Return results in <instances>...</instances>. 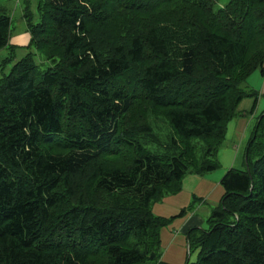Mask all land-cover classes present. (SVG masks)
<instances>
[{"label":"trees","instance_id":"trees-1","mask_svg":"<svg viewBox=\"0 0 264 264\" xmlns=\"http://www.w3.org/2000/svg\"><path fill=\"white\" fill-rule=\"evenodd\" d=\"M37 11L24 14L29 48L51 66L29 52L0 80V264H167L170 220L152 204L218 170L240 105L256 110L243 85L264 77V0H40ZM11 30L0 8V51ZM154 117L175 154L147 148ZM246 157L223 176L209 230L190 231L187 264H264V112Z\"/></svg>","mask_w":264,"mask_h":264},{"label":"rangeland","instance_id":"rangeland-1","mask_svg":"<svg viewBox=\"0 0 264 264\" xmlns=\"http://www.w3.org/2000/svg\"><path fill=\"white\" fill-rule=\"evenodd\" d=\"M40 0H0V8H4L12 18V30L10 37V46L0 51V80L9 75L14 64L22 59L26 54L32 52L34 54L35 62L47 69L51 66L46 59V56L36 49L29 48L30 39L26 45L17 42L18 38L31 35L25 30L26 23L24 14L29 9L38 16L37 6ZM228 0H223L226 3ZM13 41V42H12ZM264 86V78L260 72L254 73L250 79L243 85L247 90H253L259 94V100L255 112L257 113L253 122V126L257 125L258 118L264 112V96H262V88ZM254 100L247 98L241 104L239 111L249 119L252 117V108ZM258 116V117H257ZM242 118V117H240ZM239 117L235 118L228 125V134L224 145L221 147L218 159L220 167L218 170L208 173V181L210 187L202 186L198 189L196 186L197 175H187L182 184V191L178 194L166 195L161 201L152 204V213L155 217L170 220V222L161 229L160 233V253L161 261L167 264H187L195 262L198 257V250L193 248L190 250L189 240L187 235L182 233L183 225L189 217L197 213V217L203 221L200 231L209 230L208 219L211 212L216 208L225 192L221 186V180L230 168H237L244 170L247 167V148L251 138L254 135L255 127L247 133V138L244 139L240 127L237 126ZM152 126L154 134L159 138V143H148L147 148L152 153L158 154H175V148L172 146L173 139L176 138L173 129L169 123L162 117L152 118ZM260 138L257 142H260ZM241 148V149H240ZM239 150V151H238ZM238 151V152H237ZM201 154V153H200ZM199 154V155H200ZM255 158V157H254ZM204 179V178H203ZM218 183H216V182ZM198 192V193H195ZM186 213L179 218L172 219V217L180 214L182 211ZM147 264H157L153 261Z\"/></svg>","mask_w":264,"mask_h":264},{"label":"crops","instance_id":"crops-1","mask_svg":"<svg viewBox=\"0 0 264 264\" xmlns=\"http://www.w3.org/2000/svg\"><path fill=\"white\" fill-rule=\"evenodd\" d=\"M25 30L27 31V28H25ZM29 39L31 40L30 36L27 35V36H23V38H18L17 39V42L20 43V44H24L26 45L29 41ZM13 42V41H12ZM26 43V44H25ZM263 77V76H262ZM264 78V77H263ZM262 91H263V94L262 96H264V86L262 88ZM241 106V105H240ZM256 112L254 111L252 113V117L249 119L247 116L241 114L239 116L242 117L239 119V122L237 126H239L240 128V131L242 132L243 136H244V139L247 138V133L251 130V127L252 130L254 129L255 125L253 126V122L254 120H256L257 118H255L256 116ZM258 117V116H257ZM241 149V148H240ZM239 151V150H238ZM237 151V152H238ZM208 175H205L204 177H198L199 179H197V183H196V186H198V189H201L202 186H208L210 187V184H209V177H207ZM204 178V179H203ZM216 182V181H215ZM217 183V182H216ZM219 183V182H218ZM217 183V184H218ZM195 193H198V192H195ZM203 221L200 220L198 217H197V213L193 214L191 217L188 218V220L186 221V223L183 225V228H182V233H184L185 235H187L188 237V240H189V233L190 231L192 230H197L198 232H200L202 229H200L201 225H202ZM203 231V230H202Z\"/></svg>","mask_w":264,"mask_h":264}]
</instances>
